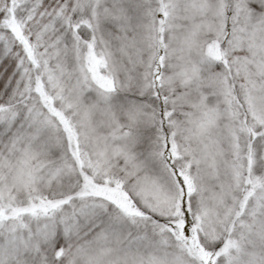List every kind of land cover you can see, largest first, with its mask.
<instances>
[{
  "label": "snow or ice",
  "instance_id": "snow-or-ice-1",
  "mask_svg": "<svg viewBox=\"0 0 264 264\" xmlns=\"http://www.w3.org/2000/svg\"><path fill=\"white\" fill-rule=\"evenodd\" d=\"M0 264H264V0H0Z\"/></svg>",
  "mask_w": 264,
  "mask_h": 264
}]
</instances>
